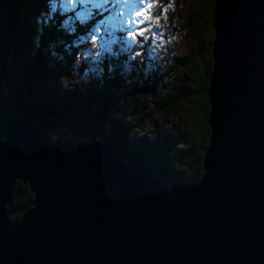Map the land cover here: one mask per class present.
<instances>
[{"label":"water","instance_id":"obj_1","mask_svg":"<svg viewBox=\"0 0 264 264\" xmlns=\"http://www.w3.org/2000/svg\"><path fill=\"white\" fill-rule=\"evenodd\" d=\"M203 173L164 186L107 144L0 123V264H264V0H214ZM32 206L6 216L13 184Z\"/></svg>","mask_w":264,"mask_h":264},{"label":"trees","instance_id":"obj_2","mask_svg":"<svg viewBox=\"0 0 264 264\" xmlns=\"http://www.w3.org/2000/svg\"><path fill=\"white\" fill-rule=\"evenodd\" d=\"M181 1L160 0L157 15L180 9ZM191 1L181 27L200 43L167 66L146 50L143 59H128L108 42L111 30L97 11L78 16L66 0H0V123L26 114L40 137L65 149L100 141L132 171L144 169L164 186L196 183L210 136L214 0ZM92 35L104 45L93 49ZM144 97L170 122H152L135 139L142 120L133 108ZM33 199L16 181L7 218L19 221Z\"/></svg>","mask_w":264,"mask_h":264},{"label":"rangeland","instance_id":"obj_3","mask_svg":"<svg viewBox=\"0 0 264 264\" xmlns=\"http://www.w3.org/2000/svg\"><path fill=\"white\" fill-rule=\"evenodd\" d=\"M171 1L174 3L175 0ZM191 4V0H184V2L182 0L179 6L180 9L172 10L171 6L167 7L163 9L160 16L157 15L160 8V0H157L151 9L147 7V2L145 5H141L139 0H75L70 5L73 8H78V16H88L94 11L99 12L103 16L104 20L102 18L101 20H103L104 26L111 30L109 31L111 34L107 37L108 42L118 44L119 50L124 51L128 59H143L144 57H141V53L146 50L149 52L147 57L151 58L152 61H162L168 66L188 54L192 47L200 43V39L195 40L192 33L181 27L186 17V7L188 10ZM142 7L145 9V13L142 17H137L135 13ZM138 19L145 21L140 27L151 29L146 35L154 37L146 40L142 47L127 37L128 30L137 28L135 21ZM101 32L105 33L108 31L102 30ZM137 39L139 40V38ZM99 44L104 45L102 41ZM137 52L140 53L139 56H137ZM163 70H165V66ZM150 98L156 100L153 96H150ZM150 103L149 98L144 97L133 108L142 120L135 127V132H137L134 136L135 139H138L143 132L147 131L152 122L156 125L164 122L165 126L170 122L169 113L156 112L155 109H152V105L146 106Z\"/></svg>","mask_w":264,"mask_h":264},{"label":"snow or ice","instance_id":"obj_4","mask_svg":"<svg viewBox=\"0 0 264 264\" xmlns=\"http://www.w3.org/2000/svg\"><path fill=\"white\" fill-rule=\"evenodd\" d=\"M66 2H67L68 4H72V3L75 2V0H66ZM146 2H147V7H148L149 9H151L152 5H153L154 3H156L157 0H150V2H148V0H139V3H140L141 5H145ZM144 13H145V9L142 7L140 10H138V11L135 13V15H136L137 17H142V16L144 15ZM135 23L137 24V28H136L135 30H128V32H127V37L130 38V39H132L133 42L137 43L138 46L142 47V46L144 45V42H145L146 40H150V39H152V38H154V37H148V36L146 35V33H147L148 31H151L150 28L140 27L141 24L145 23L144 20H139V19H138L137 21H135ZM95 32H96V33H99V32H100V29H99V28H96V29H95ZM137 38H139V40H138ZM99 39H100V38H99L98 35H92V36H91V47H92L93 49H97V48H99V46H100V44H99ZM139 55H140V53L137 52V56H139Z\"/></svg>","mask_w":264,"mask_h":264},{"label":"bare ground","instance_id":"obj_5","mask_svg":"<svg viewBox=\"0 0 264 264\" xmlns=\"http://www.w3.org/2000/svg\"><path fill=\"white\" fill-rule=\"evenodd\" d=\"M12 189V188H11Z\"/></svg>","mask_w":264,"mask_h":264}]
</instances>
